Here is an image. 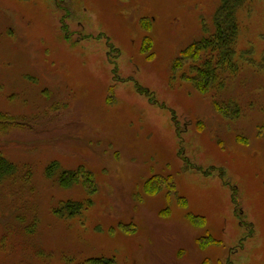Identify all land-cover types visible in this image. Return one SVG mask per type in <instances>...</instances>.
Here are the masks:
<instances>
[{"label":"rangeland","instance_id":"374dc122","mask_svg":"<svg viewBox=\"0 0 264 264\" xmlns=\"http://www.w3.org/2000/svg\"><path fill=\"white\" fill-rule=\"evenodd\" d=\"M218 3L0 0V152L17 165L0 264H264V0L240 11L225 86L174 66ZM68 200L90 202L57 215Z\"/></svg>","mask_w":264,"mask_h":264},{"label":"trees","instance_id":"16d2710c","mask_svg":"<svg viewBox=\"0 0 264 264\" xmlns=\"http://www.w3.org/2000/svg\"><path fill=\"white\" fill-rule=\"evenodd\" d=\"M247 1L219 0L213 17V27L205 22L203 35L192 42L183 51L181 57L175 61V70L185 64V62H190V72L189 75H186L187 79L193 82L200 91L208 92L219 82L222 87L225 86L228 76L235 74L239 70V63L236 57L241 26L239 14L244 9ZM236 105L235 112L240 113L239 106L238 104ZM218 110L223 115H227L229 112V110H224L222 105H218ZM16 171L17 165L0 152V178L15 174ZM88 171L84 174L85 177L83 179L84 184L92 193L94 176L92 171ZM49 172L52 177L59 181L63 188H72L79 182L78 172L63 169L57 161H53L49 165ZM160 187L161 185L158 183L153 185L152 179H149L145 184L147 191L157 190ZM89 202L87 200H68L56 208V214L61 217H73L81 213L85 208V204ZM193 220L197 224L203 225L200 223L201 220H204L203 218L195 217ZM81 264H117V260L113 256H94L86 259Z\"/></svg>","mask_w":264,"mask_h":264}]
</instances>
